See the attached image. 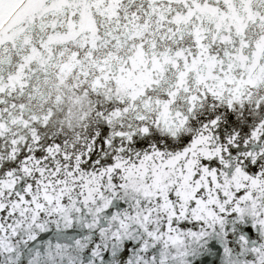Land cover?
Instances as JSON below:
<instances>
[{
	"label": "snow or ice",
	"instance_id": "1",
	"mask_svg": "<svg viewBox=\"0 0 264 264\" xmlns=\"http://www.w3.org/2000/svg\"><path fill=\"white\" fill-rule=\"evenodd\" d=\"M0 264H264V0H0Z\"/></svg>",
	"mask_w": 264,
	"mask_h": 264
}]
</instances>
